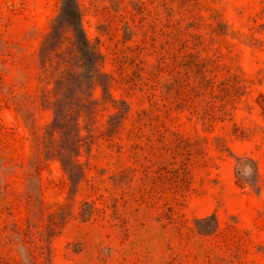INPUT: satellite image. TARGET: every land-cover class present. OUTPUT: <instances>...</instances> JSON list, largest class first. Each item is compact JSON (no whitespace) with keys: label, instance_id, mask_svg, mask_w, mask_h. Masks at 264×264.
<instances>
[{"label":"rangeland","instance_id":"374dc122","mask_svg":"<svg viewBox=\"0 0 264 264\" xmlns=\"http://www.w3.org/2000/svg\"><path fill=\"white\" fill-rule=\"evenodd\" d=\"M78 3L85 86L64 0H0V264H264V0Z\"/></svg>","mask_w":264,"mask_h":264},{"label":"trees","instance_id":"16d2710c","mask_svg":"<svg viewBox=\"0 0 264 264\" xmlns=\"http://www.w3.org/2000/svg\"><path fill=\"white\" fill-rule=\"evenodd\" d=\"M67 22L73 30L74 45L78 52L79 67L81 72L78 73V78L82 86H85V74L88 79L94 76L106 75L103 70L104 57L99 48L95 46L88 37L82 23V14L78 0H64L63 12L59 21ZM56 26H54L55 28ZM86 72V73H85ZM85 95V92H83ZM93 92L90 93V96ZM85 98V96H84ZM68 106H55L56 117L53 125L59 117H64L69 113ZM128 110V108L126 109ZM73 128L70 127L69 136L64 140L65 146L61 147L62 154H57L63 163V166L70 172L74 178L76 173L74 169L79 167V152L80 145L75 140ZM55 154L54 157H57Z\"/></svg>","mask_w":264,"mask_h":264}]
</instances>
